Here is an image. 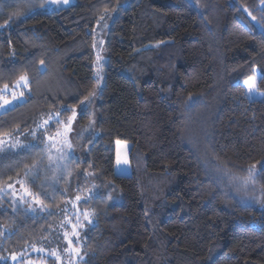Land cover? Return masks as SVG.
Wrapping results in <instances>:
<instances>
[{"label": "trees", "instance_id": "1", "mask_svg": "<svg viewBox=\"0 0 264 264\" xmlns=\"http://www.w3.org/2000/svg\"><path fill=\"white\" fill-rule=\"evenodd\" d=\"M3 3L0 25L17 11V0ZM244 7L264 16L260 0H75L0 28V87L25 71L31 78L26 98L0 113V132L18 129L28 143L50 113L66 121L77 109L72 175L59 182L63 190L71 180L69 195L41 196L51 214L0 201V228L13 233L0 238V264H56L48 251L67 246L65 216L75 223L76 209L65 201L77 194L89 197L77 205L81 220L95 213L80 233L88 264H264V165L247 189L224 171L244 178L264 161V98L250 99L244 85L258 70L264 92V36ZM189 96L198 98L190 107ZM61 127L50 121L49 134ZM35 153L5 149L0 181L23 175Z\"/></svg>", "mask_w": 264, "mask_h": 264}, {"label": "snow or ice", "instance_id": "2", "mask_svg": "<svg viewBox=\"0 0 264 264\" xmlns=\"http://www.w3.org/2000/svg\"><path fill=\"white\" fill-rule=\"evenodd\" d=\"M70 0H42V3L39 4V7H44L46 4L52 5H67ZM193 3L196 6H200V0H193ZM260 3L264 5V0H260ZM0 7H7L3 3V0H0ZM17 11L9 15V19L4 22L3 25H0V28L6 27L11 21L17 18H25L35 7H37L36 0H17ZM119 5L117 6V8ZM117 9H114L115 11ZM240 8H237L239 11ZM244 11L252 21H256V25L253 26L259 27L261 29V35L264 36V16L260 19H257L256 16L252 15V12L244 7ZM264 12V9H262ZM103 20V17H101ZM96 45L94 44L93 47ZM102 57L97 55V62H99ZM43 60L40 61V65H44ZM41 71L46 69H40ZM99 76V71L97 72ZM258 77L253 75L248 80L244 81V85L247 87L249 92L256 90L257 88ZM26 92H31V78L28 72H24L17 76L16 80L11 83H4L0 87V109H6L8 106L13 105L16 102L22 101L26 97ZM96 93L92 92L89 96H85L83 100L80 101L81 107L91 103V98L95 97ZM198 98L189 96V104L195 103ZM72 115L67 117L66 121L59 120L60 112L54 114H49L47 119H42L39 123L36 124L34 129H31L27 132V136H30L32 139L28 143H24L18 137H16L15 132L18 129L13 130L12 132H0V153L4 152L5 149L12 150L18 149L19 151H27L31 153L33 150H36L35 158L32 160L31 164L24 165L23 175L17 174L16 178L9 177L8 182L0 181V201L8 199V202L13 206V212L15 213L18 210V206H25L23 211L25 215H35L39 212H48L51 214L50 209L45 204L44 200L41 199L43 195L46 199H55V194L59 191L62 195L67 197L69 195L68 189L71 187V180H68V187L61 190L59 188V182L61 180L68 179L72 175L71 166L74 161L72 159V153L74 151V146L72 140L69 137V134L72 132V124L77 118V109L73 107L71 109ZM50 121H55L62 125L61 128H57L55 134H49ZM91 127V123L89 125ZM127 159L121 161L117 160V164H127ZM257 165H264V161H257L256 164L249 166L247 169V177H233L231 173L227 172L231 179L240 180L245 189L248 185L255 186L257 183ZM217 171H222L219 167ZM51 173V176L48 173ZM91 175V174H89ZM41 189L40 192H33L31 185H37ZM78 184V182H77ZM95 187V186H93ZM50 190V191H49ZM79 190V189H78ZM264 193V188L261 189ZM90 192V190H89ZM88 196L82 197L81 195H75L74 199L66 200L65 203H71L73 208L76 209L74 215L76 217V222L73 223L71 219L65 216V222L71 224V232H63V239L67 241V246L61 250L53 249L48 251L47 249L40 247L37 248L33 244L32 251L44 253L48 251V255L55 257L56 264H88V261L85 259L86 254H82L83 245L81 243V231L85 228V222L88 224L92 223V216L95 214L94 211L90 212L84 210L82 213L83 220H81V212L77 205L82 201V199H88ZM112 199L111 196L108 197ZM248 197H242L246 199ZM255 199V197H252ZM264 206V199L257 201ZM65 211V209H61ZM65 225L61 223L60 227L63 228ZM51 230V226H50ZM11 236L12 228L10 225H4L3 228H0V238H4L5 235ZM73 238H75V243ZM27 253L25 252L24 255ZM8 258L0 256V260H6ZM12 261L18 260V255L12 253L10 256ZM27 264H44L43 261H33L28 260Z\"/></svg>", "mask_w": 264, "mask_h": 264}, {"label": "rangeland", "instance_id": "3", "mask_svg": "<svg viewBox=\"0 0 264 264\" xmlns=\"http://www.w3.org/2000/svg\"><path fill=\"white\" fill-rule=\"evenodd\" d=\"M74 1H75V0H70L69 4H67V5H70V4L74 3ZM40 3H42V0H36L37 8H42V9H53V8H59V7H61V6H67V5H62V4H61V5L46 4L44 7H39V4H40ZM111 18H112L111 15H107V16H105V17L103 18V20L100 22L101 24H100V26H99L98 39H97V45H98V47H99V50H98V52H97V55L99 54L101 57L104 55V47H105V43H104L105 40L103 41L104 36H105V35H104V34H105L104 31H105V29H106V26H107V25L109 24V22L111 21ZM96 57H97V56H96ZM102 60H103V59H102ZM96 63H97L96 70H95V72H96V76H97L98 80L101 81V80L103 79V75H104L103 61L101 62V64H99V63L97 62V58H96ZM98 71H99V76L97 75V72H98ZM254 75H256V76L258 77V80H259L260 73H259L258 70H256V73H255ZM250 78H251V77H250ZM245 87H246V86H245ZM246 92H247V95H248V97H249L250 99H262V98H264V92L258 88V81H257V88H256V90H253L252 92H249L248 89H247V87H246ZM25 98H26V97H25ZM22 101H23V100H22ZM19 102H21V101H19ZM19 102H16V103H14L13 105L8 106V108H10V107L16 105V104L19 103ZM8 108H6V109H0V113L3 112V111H5V110H7ZM78 133H79V135H82V134H83V133H81V129H80V127L76 126V133H75L74 138H73L74 142H76V139H77V137H78V136H77ZM28 260L36 261V260H34V259L27 258V259H25L24 263H21V264H27V261H28ZM37 262H38V261H37ZM44 264H45V263H44Z\"/></svg>", "mask_w": 264, "mask_h": 264}]
</instances>
